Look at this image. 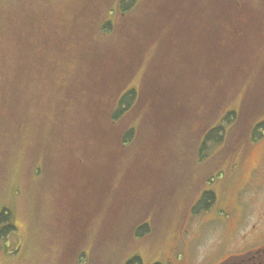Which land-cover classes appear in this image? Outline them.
Returning <instances> with one entry per match:
<instances>
[{"label": "rangeland", "instance_id": "1", "mask_svg": "<svg viewBox=\"0 0 264 264\" xmlns=\"http://www.w3.org/2000/svg\"><path fill=\"white\" fill-rule=\"evenodd\" d=\"M139 1L127 13L137 10L144 16L143 3L160 12L162 0ZM120 7L121 0H0V211L9 210L7 222L12 226L0 239V264H218L264 241V192H242L244 212L232 208L251 168L260 162L264 142L251 147L246 136L238 135L235 143L243 147L239 175L229 170L219 176L225 167L217 168L225 154L217 155L219 148L204 140L197 155V131L156 134L163 120L160 111L152 133L139 130L144 110L152 104L139 110L138 103L129 113L135 137L126 149L113 142L114 132L104 134L107 140L96 134L106 124L95 113L106 104L91 98L92 89L111 85L114 74L95 66L97 56L110 37L121 36L128 45L134 40L112 26L102 29L105 21L125 23L127 13ZM175 11L164 33L144 31L146 43L125 49L138 56L130 76L127 69L120 74L126 77V89H141L149 62L156 49L162 50L161 40L168 33L184 34L176 32L177 6ZM258 12L263 15L264 8ZM94 19V26H88ZM85 26L90 29L83 31ZM255 31L264 43V26L257 25ZM91 36L94 41L86 42ZM250 63L233 71L235 88H226L220 100L223 107L214 115L222 113L223 121L225 112L240 113L235 118L239 132L251 127L256 113H264V50ZM193 83L192 91L202 86L201 80ZM72 91H78V97L67 98ZM122 119L116 122L117 131L129 126ZM56 127L59 131L53 134ZM60 134L77 139L73 156L67 154L60 163L52 154L49 161L44 147ZM61 148L69 150L65 143ZM50 150L59 151V145ZM116 150L123 160L112 161L119 155ZM237 155L227 153L230 158ZM50 162L56 166L50 167ZM106 171L112 179L102 193L103 202L88 215L90 230L82 229L78 216L86 198L82 188ZM210 176L214 179L206 182ZM204 190L214 193L205 202L208 208L202 202ZM77 196L78 201L69 204Z\"/></svg>", "mask_w": 264, "mask_h": 264}, {"label": "trees", "instance_id": "2", "mask_svg": "<svg viewBox=\"0 0 264 264\" xmlns=\"http://www.w3.org/2000/svg\"><path fill=\"white\" fill-rule=\"evenodd\" d=\"M142 1L140 0L139 3ZM121 2L122 7H120V10L126 11V13L136 4L135 0H121ZM123 4L125 5L123 6ZM143 5L147 7L144 16L137 15V10H135L132 13H127L125 23L114 21L111 24L105 21L101 24L102 29H111L112 26L119 33L128 34L134 39L129 45L135 48L137 45H142V42L143 44L147 42L144 31L149 30L151 33H164L165 28L168 27V23L172 22V15L177 11H175V7L177 6L176 21L178 30L176 32H183L184 34L168 33L161 40L164 46L159 52L156 49L154 60H150L149 62L148 79L144 80L140 90L134 88L126 89L128 86L126 77L120 76L121 72L126 69L130 76V72L136 67L135 65H138V56L135 54L134 56L137 57H134L125 51L127 47H131L127 42H122L121 36L110 37L111 40H108L105 48L97 56L99 58L97 64L95 65V62L92 64L105 71L112 70L114 73L112 79L109 81L111 85L97 86L92 89L93 94L91 98L96 103L106 104L99 108V112L95 113V117L103 118L106 124L102 130H96V134L107 140L104 134L114 132L116 135L115 138L112 136L113 142L117 146H121L123 150L126 149V146L135 137V128L130 125L129 113L132 112L131 110L138 103L137 109L139 110L145 103L152 104L150 108L144 110V124L139 130L152 133L150 129L153 127V119L155 118L156 120V112L160 111V117L163 120H161L162 123L159 126L160 132H156V134H165L169 131L179 130L187 132L197 131V134L200 135L197 138V147H195L197 148V155L202 151L200 142L203 141V146L205 144L204 140H209L210 145L215 146L216 149L219 148L216 154L222 155L224 153L226 157L220 158L223 162L217 168V171L223 166L225 169L219 174L229 172L238 163L237 157L241 153L242 146L235 143L236 138L238 135L246 136L249 129L245 132H239L235 118L226 117L225 121L228 123L224 124V122L219 121L222 113L217 118L214 115L223 107L220 100L225 97L226 88H235L237 78L233 75V71L238 70V68H246V66L250 67L252 57L257 56V53H262L264 50V43H262L261 38H258V33L255 31L257 25L264 26V14L262 15L261 12H258L259 8H264V0H162L161 5L158 4L160 12L151 9L149 3H143ZM126 13L123 12V16ZM89 23L87 22V25L93 27L95 19L92 23ZM88 26H85L87 28L83 29V31L89 30ZM142 26H145V30ZM198 36L201 38H198ZM59 40H61L59 42L60 45L63 39ZM93 41L92 36L89 40H86V42ZM260 42L262 45H260ZM74 43L78 42L75 41ZM67 47L70 51H73V45L69 44ZM111 47L113 50L110 49ZM82 48L84 52H87V47L83 46ZM167 55L170 58H167ZM104 63L108 66L105 67ZM111 65L112 67L108 68ZM225 67H228L227 70ZM229 68L232 69L230 73H228ZM193 80L202 81L200 89L192 91V87L195 84ZM161 86L163 88L158 89ZM108 89L114 92L113 95H107ZM77 92L72 91L71 95L66 94V97L70 99L78 97ZM254 96L257 97V94L255 93ZM80 97L82 98V96ZM9 100L16 110L12 93ZM1 108L0 96V113L2 115ZM120 119H126L129 126L126 128L121 126L120 130L117 131V126L115 125ZM198 122L200 124L197 126V129L195 125ZM57 131L59 129L56 127L53 134ZM70 137L72 136L61 138V134L60 136L54 135L52 144L44 147L43 152L47 156V160L52 154L59 157L60 163L61 159L66 157L67 154L73 156L72 151L73 148L75 149L77 139ZM84 139L85 136H82L81 140L83 141ZM6 140L8 143L9 137ZM212 140L217 141L212 142ZM63 143L69 147L67 152L61 148V144ZM71 143H74V145ZM55 144L59 145V151L50 150ZM203 148L205 149V146ZM220 150H223V152ZM229 150L233 151V154L238 152V155L235 158L227 157V153L230 152ZM116 151H118L119 155H114L112 161L123 160L124 157L121 156V152L119 150ZM82 160L85 161L84 159ZM52 166L56 165L50 162V167ZM110 176L112 179V174L108 171L103 172L101 176H97L91 181L94 186L91 184V186L82 188V194L86 195L85 203L82 205L80 209L81 213L78 215L82 229L87 228L86 230H90L89 223L91 220L87 219L88 215L93 213L95 208H98L100 202H103L102 193L109 185V182H111ZM210 179L214 178L210 176L205 181L210 182ZM94 188L96 193L94 192ZM203 193L202 202L204 203L208 200V197L214 194L212 192H205V190ZM77 199L78 196L72 202H69V204L72 203L73 205L74 202L78 201ZM90 201L94 202L91 206ZM64 204L60 205V207L63 208ZM8 212L7 208L0 211V223L1 225L4 223L0 227V239L6 236L12 227L7 222ZM79 259H81V256Z\"/></svg>", "mask_w": 264, "mask_h": 264}, {"label": "flooded vegetation", "instance_id": "3", "mask_svg": "<svg viewBox=\"0 0 264 264\" xmlns=\"http://www.w3.org/2000/svg\"><path fill=\"white\" fill-rule=\"evenodd\" d=\"M226 116H230V115L228 114L224 115V119H223L224 124H226L225 122ZM248 133L250 136H254L257 134L255 138L250 141L251 147H254L258 144H262L264 142V113H259V114L256 113V115H254V119L251 122V127L248 130ZM237 159H238V163L230 170L232 173H236V176L239 175V172L237 170L240 169L242 165L241 163H243V158L241 160V156H238ZM263 189H264V151L262 153V157L260 159L259 164L251 168L250 179L246 183L242 184L240 192L238 193L239 197L234 199L235 205H233L232 208L235 210L237 209L242 214V212L244 211L240 206L241 200L243 203L247 205V203L244 201L241 195L242 192H245L247 190L248 191L252 190V191H257V193H260V192H264ZM205 192H211V191H205ZM202 196H204V193ZM211 196H214V194H212ZM213 200L216 201L215 198ZM207 201L210 202L209 197ZM206 204L207 203H205V205L203 206L204 207L206 206L208 208L209 203L207 205ZM231 257L233 258L218 264H264V241L261 242L260 244L258 243V246L250 247L245 251H242L241 253Z\"/></svg>", "mask_w": 264, "mask_h": 264}]
</instances>
